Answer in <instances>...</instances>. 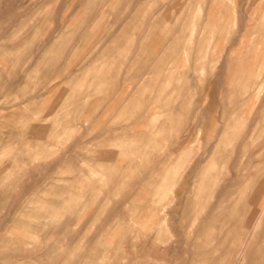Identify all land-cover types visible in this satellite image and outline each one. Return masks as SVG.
<instances>
[{
  "label": "rangeland",
  "instance_id": "1",
  "mask_svg": "<svg viewBox=\"0 0 264 264\" xmlns=\"http://www.w3.org/2000/svg\"><path fill=\"white\" fill-rule=\"evenodd\" d=\"M0 264H264V0H0Z\"/></svg>",
  "mask_w": 264,
  "mask_h": 264
}]
</instances>
